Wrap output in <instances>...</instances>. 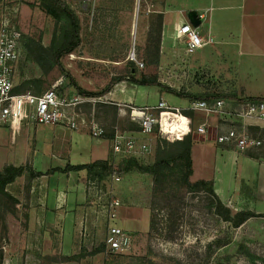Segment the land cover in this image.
Segmentation results:
<instances>
[{
  "label": "rangeland",
  "instance_id": "374dc122",
  "mask_svg": "<svg viewBox=\"0 0 264 264\" xmlns=\"http://www.w3.org/2000/svg\"><path fill=\"white\" fill-rule=\"evenodd\" d=\"M66 2L77 15L83 10V4L79 0ZM33 3L31 0H2L0 21L5 5L12 9L19 6L18 15L24 39L29 41L34 38L40 40L44 47H49L60 24L39 5ZM85 8L86 14L78 15L82 42L74 51L75 58L72 59L68 55L63 59L64 67L73 73L81 87L99 92L113 78L125 77L129 57L134 51L139 61L145 64L144 68H139V76L157 75L162 78L159 69L148 67L147 59L159 44L161 49L166 31L164 24L168 25L165 23V17L169 14L173 18L167 29H172V34L174 33L180 15L179 6L170 7V0H95L91 6ZM209 49L202 50V54L206 55ZM171 67L177 74L182 73L178 61L173 60ZM207 75L191 83L193 95L200 96L206 91L213 92L216 89L225 93L224 89L227 87L232 89L233 86H228L226 81L213 80ZM17 79V89L20 92L31 91L38 94L52 89L60 81L61 95L72 98L79 94L60 68L46 72L31 58L20 66ZM127 84L130 85L131 82L122 81L116 84L103 97H88L91 100L78 108L84 118L104 129V139L112 138L117 130L126 131L131 127V103L118 104L114 96L117 91L125 92ZM255 85L253 83L248 86L250 92L264 94V79L257 83V89ZM167 95L171 98L172 105L190 103L188 98ZM132 105L141 109L151 106L149 102L143 106L133 103ZM120 109H126L127 113H120ZM197 114L204 116L199 112ZM186 123L187 119L183 116L179 127L186 129ZM198 123L199 117L196 118L195 127L193 126L195 130ZM12 135L11 132L8 135L10 142ZM54 135L53 127L41 126L36 139L29 138L27 133L15 135L17 143L14 147L21 149L28 143H36L39 153L33 158L38 161L37 170L44 172L57 163L52 158ZM195 138L204 139L196 135ZM93 140V137H90V142L96 147L98 144H94ZM159 140L160 138H157V141ZM192 142L193 145L196 144L195 150L203 146L209 149L211 146L204 140L201 143ZM262 151L264 152V147ZM108 154L105 150L103 156ZM154 156L155 154L141 161L152 163ZM113 157L117 162L122 159ZM28 165L34 170L32 164ZM198 176L197 173L193 177L194 180H198ZM122 178L121 184H114L111 178L105 180L104 184L109 189L113 188L117 196L125 201V208L120 210V220L133 239L130 252L120 256L110 253L106 246L104 252L95 254L94 252L104 245L103 230H99V237L93 235V230L86 235L81 232L80 206L67 212V220L70 217L69 224H64L63 227L58 219L54 220L55 215L48 214V206L44 215H40L42 225H39L36 215L33 214L34 207H31L30 189L34 185V179L30 182V174L26 173L8 185L4 192L0 191V252L3 254V264H264V217L252 218L248 224L234 228L215 214L212 208L215 200L210 195L185 191L183 195L178 194L179 198L173 204L176 214L172 224L179 229V239L170 241L166 234V228L169 227L168 203L163 195L154 196L153 177L134 171ZM45 183L50 184L49 180H45ZM230 209L233 214L247 210L244 206L237 210ZM152 212L157 218V227L153 232L150 230ZM65 257H77L78 260L66 261Z\"/></svg>",
  "mask_w": 264,
  "mask_h": 264
},
{
  "label": "built area",
  "instance_id": "2783aa9c",
  "mask_svg": "<svg viewBox=\"0 0 264 264\" xmlns=\"http://www.w3.org/2000/svg\"><path fill=\"white\" fill-rule=\"evenodd\" d=\"M20 1V0H16ZM66 1V0H65ZM83 4L80 14H86L85 6H91L95 0H79ZM67 3V2H66ZM68 4V3H67ZM69 5V4H68ZM78 13V15H79ZM19 6L12 9L5 5L0 21V131L9 129L18 133L25 128L38 126L64 127L69 131L87 129L93 139H102L105 131L95 122L84 118L78 108L81 104L89 102L87 96L76 95L72 98L60 94V81L52 89L35 94L31 91L18 92V72L20 66L28 60V53L24 45V35L19 21ZM174 33L170 36L172 41L174 61L182 68L177 74L171 65L159 68L162 78L159 82L175 89L178 92L192 94V82L207 75L203 70H189L184 66L188 59L205 46L206 42L198 30L183 15L178 18ZM191 25L198 40L192 41L189 34L177 38L178 27ZM70 57L75 58L74 53ZM130 62L136 63L139 68L145 64L140 62L134 51L129 57ZM208 76V75H207ZM67 79V78H65ZM202 82V81H201ZM205 93L227 95L206 91ZM131 127L126 131L117 130L112 137L111 148L116 157L135 158L142 160L153 156L158 147L157 138H164L170 142L192 140L194 135L210 138L212 127L207 122L194 129V119L187 113L169 107L161 101L157 106L137 108L129 104ZM191 111L204 114L207 118L216 117L220 122V130L213 136V140L222 146L235 148L239 152L255 151L264 147V101L243 98L232 100L219 98L214 100L192 99L188 108ZM120 113H127L120 109ZM183 115L187 119V128L173 129L175 121ZM123 173L115 171L111 179L114 184H121ZM47 175L34 179L30 189L32 196L33 214L40 225L42 216L49 206V185L45 183ZM86 199L80 215L81 232H90L99 237V230H103V242L110 253L126 254L132 250V236L118 223L120 210L125 206L123 199L117 196L113 188H108L99 180L89 179L85 183ZM66 196L58 197V209H64ZM44 224V223H43ZM93 224V225H92ZM42 225V224H41ZM91 233V232H90Z\"/></svg>",
  "mask_w": 264,
  "mask_h": 264
},
{
  "label": "crops",
  "instance_id": "0c3cea01",
  "mask_svg": "<svg viewBox=\"0 0 264 264\" xmlns=\"http://www.w3.org/2000/svg\"><path fill=\"white\" fill-rule=\"evenodd\" d=\"M172 5L180 7L179 14L183 15L185 21H189L188 12H197L201 24L195 28L206 42L204 47L188 59L184 67L189 70H203L213 80L226 81L229 83L228 86H233L232 89L228 87L224 89L227 90V95L236 93L241 98H264L263 93L253 94L248 88L254 83L257 89V83L264 79V0H170V7ZM172 18L170 14L165 17V23L168 25L164 24L166 31L160 49L161 65L158 69L163 65H171L174 60L170 40L172 29H167V26L170 27L172 23ZM208 48H210L209 51L203 55L202 50ZM127 85L125 92L117 91L114 94L118 104L128 102L143 106L149 102L152 107H155L164 101L169 107L179 109L192 117L194 127L198 117V126L207 122L212 127V136L203 137V140L211 146L209 149L203 146L195 150L196 144L193 145L192 181H213L216 194L227 207L237 210L244 206L249 211L264 214V152L262 149L241 153L235 148L217 144L213 136L219 132L221 122L216 117L199 116L197 112L189 110L192 99L188 105L176 106L170 103L171 98H168L167 93L133 83ZM40 127L25 128L18 133H13L9 129L0 131V163L2 164L0 170L10 165L19 167L30 163L35 172L47 175L50 183L48 214L55 215L54 220L58 219L57 221L63 227L64 224H69L70 217L67 220V212L84 206L86 199L84 187L89 180L86 171L69 173L63 171L68 165H86L115 156L111 148L112 138L94 139V144L99 145H95L96 148L90 142L92 136L87 129L69 131L64 127L51 126L55 131L52 158L57 163L43 172L37 170L38 161L33 158L39 153L36 143L34 145L28 143L21 149L14 147L17 143L15 135L27 133L29 138L36 139ZM10 132L13 133L11 142L8 138ZM203 140L196 139L195 135L192 139L194 143H201ZM105 150L109 152L107 156H103ZM48 171H54V173H45ZM197 173L198 180H194L193 177ZM60 195L66 196L64 209H58ZM64 212L66 214H63ZM118 223L124 228L120 217Z\"/></svg>",
  "mask_w": 264,
  "mask_h": 264
},
{
  "label": "trees",
  "instance_id": "16d2710c",
  "mask_svg": "<svg viewBox=\"0 0 264 264\" xmlns=\"http://www.w3.org/2000/svg\"><path fill=\"white\" fill-rule=\"evenodd\" d=\"M36 5H39L44 11L55 18L60 26L59 30L54 34L51 45L44 47L42 42L37 39H24L28 58L34 59L44 71L50 72L55 68H60L61 71L71 80L74 88L80 95L87 97H103L107 95L111 89L122 81H130L133 84L151 87L159 90L162 93H167L180 98L188 99H205L214 100L219 98H228L232 100H242L236 93L229 95H213L203 94L195 96L178 92L159 82L157 75H140L139 67L134 62H129L127 65V75L113 78L109 84L102 91H91L84 89L74 78L71 71L66 69L63 65V59L74 53V51L81 44V27L80 20L76 12L66 3L65 0H31ZM2 0H0V3ZM148 67L158 69L161 65L160 44L155 50L151 51L147 59ZM18 92H20L17 89ZM254 99V98H253ZM263 100L264 98L258 99ZM193 142L192 140L170 142L166 139L158 141V147L152 163H143L141 160L135 158H124L119 162L115 158L106 160H98L86 165H68L63 172H80L86 171L89 179L99 180L105 183V180L112 177L115 171H121L123 175L130 174L137 171L141 174H147L154 179V196L163 195L168 203L167 221L169 227L166 228L167 239L170 241H177L178 227L172 224L174 221L173 204L178 200V194L189 191L191 193L204 192L210 195L215 203L212 205L214 212L223 221L229 223L234 228H240L252 218L264 217V214H258L253 211L244 210L236 214L227 207L215 192L214 182L208 180L192 181L194 174L193 169ZM26 173L30 174V182L42 176V173H37L28 164L24 166H6L0 170V191L4 192L8 185L13 184L18 178L23 177ZM157 227L156 215L152 212L150 230L155 231ZM106 245L100 246L94 253L99 254L104 252ZM122 256V254H119ZM66 261H76L77 257H65ZM0 264H3V254L0 252Z\"/></svg>",
  "mask_w": 264,
  "mask_h": 264
},
{
  "label": "clouds",
  "instance_id": "9594fccd",
  "mask_svg": "<svg viewBox=\"0 0 264 264\" xmlns=\"http://www.w3.org/2000/svg\"><path fill=\"white\" fill-rule=\"evenodd\" d=\"M185 34H189V38L192 41L198 40V37L195 35V33L192 30L191 25H186L183 27H178L176 31L177 38L183 37Z\"/></svg>",
  "mask_w": 264,
  "mask_h": 264
},
{
  "label": "water",
  "instance_id": "95a60500",
  "mask_svg": "<svg viewBox=\"0 0 264 264\" xmlns=\"http://www.w3.org/2000/svg\"><path fill=\"white\" fill-rule=\"evenodd\" d=\"M187 18L194 27H198L201 24V20L196 11H190L187 13Z\"/></svg>",
  "mask_w": 264,
  "mask_h": 264
},
{
  "label": "bare ground",
  "instance_id": "6f19581e",
  "mask_svg": "<svg viewBox=\"0 0 264 264\" xmlns=\"http://www.w3.org/2000/svg\"><path fill=\"white\" fill-rule=\"evenodd\" d=\"M182 117H183V115H180L179 116V120L178 121H175V123L173 125V129L174 130H177V128H179V125H180V122H181Z\"/></svg>",
  "mask_w": 264,
  "mask_h": 264
}]
</instances>
